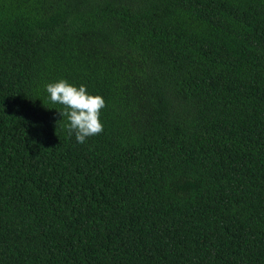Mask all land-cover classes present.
Instances as JSON below:
<instances>
[{
    "label": "trees",
    "instance_id": "1",
    "mask_svg": "<svg viewBox=\"0 0 264 264\" xmlns=\"http://www.w3.org/2000/svg\"><path fill=\"white\" fill-rule=\"evenodd\" d=\"M0 264H264V0H0Z\"/></svg>",
    "mask_w": 264,
    "mask_h": 264
},
{
    "label": "clouds",
    "instance_id": "2",
    "mask_svg": "<svg viewBox=\"0 0 264 264\" xmlns=\"http://www.w3.org/2000/svg\"><path fill=\"white\" fill-rule=\"evenodd\" d=\"M45 90L51 102L64 106L60 114L67 117V133L74 135L77 143L103 131L100 116L105 101L101 95L90 93L84 84L77 86L63 78L46 84Z\"/></svg>",
    "mask_w": 264,
    "mask_h": 264
}]
</instances>
